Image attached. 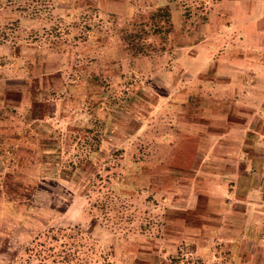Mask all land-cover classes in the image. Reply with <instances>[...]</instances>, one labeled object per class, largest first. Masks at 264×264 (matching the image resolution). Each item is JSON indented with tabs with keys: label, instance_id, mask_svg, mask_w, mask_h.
<instances>
[{
	"label": "rangeland",
	"instance_id": "374dc122",
	"mask_svg": "<svg viewBox=\"0 0 264 264\" xmlns=\"http://www.w3.org/2000/svg\"><path fill=\"white\" fill-rule=\"evenodd\" d=\"M222 2L0 0V264H264V236L189 211L184 130L213 98L198 56L232 44ZM13 131L45 165L17 170Z\"/></svg>",
	"mask_w": 264,
	"mask_h": 264
},
{
	"label": "crops",
	"instance_id": "0c3cea01",
	"mask_svg": "<svg viewBox=\"0 0 264 264\" xmlns=\"http://www.w3.org/2000/svg\"><path fill=\"white\" fill-rule=\"evenodd\" d=\"M222 5L232 44L198 56L207 66L203 89L213 98L200 105L197 118L187 119L184 130L197 138L194 154L200 158L189 211L200 206L209 236L239 238V232L256 243L264 236V0H223ZM10 136L17 144V170L45 165V148L32 138L18 141L14 131ZM11 189L19 202L28 191L21 185Z\"/></svg>",
	"mask_w": 264,
	"mask_h": 264
},
{
	"label": "trees",
	"instance_id": "16d2710c",
	"mask_svg": "<svg viewBox=\"0 0 264 264\" xmlns=\"http://www.w3.org/2000/svg\"><path fill=\"white\" fill-rule=\"evenodd\" d=\"M133 40H136V36H132V34H129V40L126 39V41H127V47H129L127 49H129L135 55L142 54V50H139L138 46L134 44V41Z\"/></svg>",
	"mask_w": 264,
	"mask_h": 264
}]
</instances>
